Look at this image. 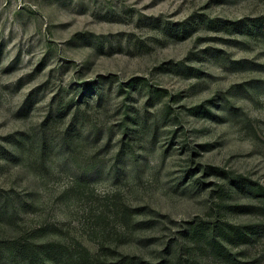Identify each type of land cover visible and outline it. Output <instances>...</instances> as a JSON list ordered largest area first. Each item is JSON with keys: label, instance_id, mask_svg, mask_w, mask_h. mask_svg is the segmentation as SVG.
<instances>
[{"label": "rangeland", "instance_id": "obj_1", "mask_svg": "<svg viewBox=\"0 0 264 264\" xmlns=\"http://www.w3.org/2000/svg\"><path fill=\"white\" fill-rule=\"evenodd\" d=\"M206 165L264 188V0H0V264L23 235L160 260L221 205Z\"/></svg>", "mask_w": 264, "mask_h": 264}, {"label": "trees", "instance_id": "obj_2", "mask_svg": "<svg viewBox=\"0 0 264 264\" xmlns=\"http://www.w3.org/2000/svg\"><path fill=\"white\" fill-rule=\"evenodd\" d=\"M128 129H126L127 131ZM228 179V186L219 185L215 197L220 200L218 207H213L215 216L213 219L194 220L188 223L186 229L181 231L184 239L180 250L168 248L162 259L152 261L145 256L136 253H124L118 248H111L106 245L101 246V251L106 255L94 256L91 251L80 243L66 246L63 243L53 241L38 242L29 239L26 235L8 240L6 249L15 257L18 264L28 262L29 264H190L189 258L196 254H209L226 264H257L256 261L247 260L244 255L245 250L235 251L234 248L241 246L255 245L258 241L264 240V188L258 183L242 174H234L219 167L206 165ZM236 192H250L259 197L257 203L230 202ZM8 202L12 206V199ZM140 210V209H138ZM228 210L256 215L257 221L232 222L225 218L224 214ZM137 209L125 206L120 213V220L128 224L134 223L131 231H138L140 228H148L146 221H135L134 214ZM154 237H148L146 243ZM111 258L107 257V253Z\"/></svg>", "mask_w": 264, "mask_h": 264}]
</instances>
